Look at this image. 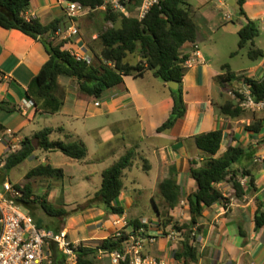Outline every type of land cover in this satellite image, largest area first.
<instances>
[{"label": "crops", "instance_id": "0c3cea01", "mask_svg": "<svg viewBox=\"0 0 264 264\" xmlns=\"http://www.w3.org/2000/svg\"><path fill=\"white\" fill-rule=\"evenodd\" d=\"M214 1L216 0H199L197 7L191 4L195 18L203 16L208 25H214L215 18L211 5ZM228 1L217 0L223 7L230 6ZM244 1L243 8L250 19H264V0ZM47 4H49L48 0H41L40 9L49 7ZM236 5H238L237 0ZM39 11H32L30 8L28 12H25V16L28 19L38 17ZM244 20L247 21L246 18ZM41 21L47 23L43 19ZM196 23L199 28L198 42L186 44L182 48L183 54L190 55V59H194L195 46H198L201 55V59H195L194 66L188 67L183 79L187 113L178 120L173 130L167 133H160L158 129L173 112L174 100L168 84L164 81L158 83L156 80L159 78H156L152 72L154 81L149 83H146L149 72L144 78L125 77L121 85L105 93L101 100L104 101L103 103L94 98L79 97L76 86L72 87L76 85V82L68 77H60L57 94L64 100L63 107L55 114L38 110L34 102L27 97L26 91L43 65L50 60V55L40 40L32 39L19 30H6L0 27V101L19 105V111L13 113L0 110V123L25 138L29 135H25L24 130L38 122L41 117L60 116L63 119L61 124L46 127L54 130L51 135L54 138L52 140H62L68 143L83 141L89 150L88 157L81 161L75 160V163L80 167H88L99 178L102 177L105 169L118 162L130 149H135L136 157L133 165L124 173V190L120 198L122 203L126 199L130 202L133 200L131 191L125 194L127 188L125 176L127 173H135V168L139 172H144L147 180L155 182L150 187V191L159 190V184L170 178L171 168H175L183 192L182 202L188 203V197L197 192V183L190 177V162L196 161L200 165L204 160V155L197 147L194 138L201 133L218 129L225 130L226 138L220 154L224 153L230 145L240 144L244 147L250 158L246 159L242 166H247L252 172L256 188L250 186V177L244 179L243 184L246 186L247 194L243 200H238L233 197L230 184H219L218 187L223 191L224 196L230 198L212 208L206 207L202 215L197 218V225L192 234H195L194 246L198 252V260L192 264H264V228L257 232L255 225L256 211L264 201V131L261 135L243 131L232 124L233 119L221 116L220 107L226 99L219 102L223 89L217 82V77L226 74V71L222 69L223 66L220 69L216 68L214 62L207 58L201 50L204 38L200 25L197 21ZM98 35H95L93 39L98 38ZM81 41L85 45V42ZM256 45L255 40L253 48L262 49ZM84 52L85 57L94 56L87 47ZM256 62L258 64L252 70L260 72L264 68V62L261 59ZM97 103L100 106H96ZM103 117L109 118L110 121L101 123L102 120L99 121V119ZM114 126L117 130L112 128ZM36 132L31 131L33 135ZM90 144L93 152H91ZM55 154L58 153L45 152L37 148L31 155L35 160L33 168L41 164L63 168L64 178L69 179V184H75L77 176L68 174L65 168V165L69 166L71 162L65 165L57 163L53 158ZM105 162L111 163L104 169H100V164ZM135 175L138 177L136 173ZM89 176H93L91 172L85 178ZM140 186L142 191L149 190L143 182ZM64 192L66 195L70 193L66 189ZM124 194L125 198H123ZM147 198L152 201L154 197L148 194ZM180 208H177L175 220ZM126 217L127 211L122 217L112 216L105 224L110 232L114 233L117 229L115 222L119 219L126 220ZM189 217L191 221V216ZM190 221L183 224H189ZM241 225L248 233L246 240L240 235ZM103 226L104 223L99 222L98 228ZM59 227L57 225L46 229L56 232ZM66 231L69 234V231ZM110 232H98V236L92 238L71 239L86 241L88 246L92 247L109 237ZM149 238L145 242L147 254L156 256L168 264L181 263L174 258L180 249L177 242L164 239L161 243L159 241L152 243ZM245 241H247L246 244H244ZM171 249L173 255H171ZM98 261V264H105L102 256L98 255ZM108 264L111 262L109 261Z\"/></svg>", "mask_w": 264, "mask_h": 264}, {"label": "trees", "instance_id": "16d2710c", "mask_svg": "<svg viewBox=\"0 0 264 264\" xmlns=\"http://www.w3.org/2000/svg\"><path fill=\"white\" fill-rule=\"evenodd\" d=\"M74 3H81L90 12L98 11L105 7L103 19L105 23L112 26L102 30L95 39L100 47L99 53H94L91 61L79 59L68 49H64L67 41L54 43V39L61 30L63 20L56 17L52 21L43 23L40 18H26L34 0H0V27L6 30H19L26 36L40 40L48 54V60L42 67L39 74L30 83L26 94L34 102L38 110L48 114H55L61 110L64 100L57 94L59 78L68 77L76 82V91L81 98H94L96 101L103 99L105 93L115 86L124 82L127 76L144 78L146 73L152 72L156 77L168 82H178L180 88L171 90L174 100V109L168 120L158 129L160 133H167L173 130L179 119L187 113V106L184 98L183 79L188 70L186 65L190 55L183 54L182 48L186 44H195L199 39V28L195 21L190 0H159L154 4L147 15L140 18V9L144 0L123 1L122 5L129 13L115 10L111 5H105L103 0H69ZM245 1L237 0L240 6V14L246 18V24L239 30V50H242L254 42L260 35V24L258 20L248 17L243 8ZM248 52V57L257 61L264 58L262 49L253 48ZM238 54L235 51L232 56ZM131 57L138 58L136 63L130 61ZM230 65H224L226 74L219 75L217 82L223 89H226L230 82L237 78V74L230 69ZM245 85L251 90L255 101L264 100V76L259 79L250 77L244 78ZM19 105L0 101V110L8 113L19 111ZM246 110L241 108L232 99H226L220 107L221 116L229 119L239 120L245 116ZM8 128L0 123V133H5ZM246 131L261 135L264 131V120L254 121L246 127ZM54 132L51 128H44L37 131L32 137H25L21 141L22 148L12 153L2 171H0V187L5 182V176L9 171L23 164L36 151L34 143L45 152L61 151L68 158L81 161L88 157V147L83 141L65 142L62 140H51ZM17 135V133H15ZM225 130L218 129L197 135L195 143L204 155V160L190 162V177L196 181L197 192L188 197L189 213L191 221L189 224H182L175 220V213L180 207L183 192L178 181V172L171 168L170 178L159 184V194L164 201V211L160 210V204L153 198L155 212L158 214L160 226L164 229L170 227L180 231L183 242L174 258L182 264H192L198 260V252L194 246V238L191 234L197 225V218L208 207L212 208L223 203L226 198L223 191L218 187L221 183L231 185L232 195L235 199L243 200L247 194L246 186L242 180L251 178L250 186L256 188L255 179L247 166H242L246 159L250 158L248 151L240 144L230 145L226 151L220 154L224 142ZM136 157V150L130 149L118 162L112 164L102 173V181L99 190L95 193V199H99L102 208L112 216H124L126 209L120 203L124 190V173L133 165ZM65 172L63 168H54L51 165H39L26 176L28 181L36 178L63 179ZM18 188H23L25 196L18 201L27 209L34 210L37 206L50 216L59 219L57 231L63 230L62 221L69 216L65 209L54 208L48 200V195L38 196L33 199L34 191L30 182ZM194 196H197L198 203ZM1 219V216H0ZM256 231L264 228V201L259 205L255 215ZM129 227L136 229L147 228L146 224L138 219L128 222ZM41 227V224H39ZM43 228V227H41ZM241 236L246 240L248 233L241 225ZM1 232V228H0ZM125 237L109 236L99 241L95 246L81 247L79 251V264H95L94 260L100 250L113 252L122 248ZM247 241L244 242L246 244ZM51 258L53 264L64 263L63 256L56 245L52 246ZM250 264V263H246Z\"/></svg>", "mask_w": 264, "mask_h": 264}, {"label": "rangeland", "instance_id": "374dc122", "mask_svg": "<svg viewBox=\"0 0 264 264\" xmlns=\"http://www.w3.org/2000/svg\"><path fill=\"white\" fill-rule=\"evenodd\" d=\"M48 2L49 4L47 5L49 7L40 9L41 0H34L30 8L32 9V11H39L40 9L37 15L39 18L43 19V21L46 22L52 21L55 17L58 16L62 18L63 32L61 35H56L54 39L55 44H58L61 41H67V44L64 45V49L72 50V52L80 54L81 56H85V47L89 48L93 52V55L95 51L96 53L100 52V47L96 43L95 39H93V37L95 35L97 36L102 30L112 26L111 23L104 22L103 11L105 10V8L93 12L88 11L87 14H84L83 16L76 19H72L66 15V11L64 8L65 4H63L61 0H48ZM190 3L193 6L197 7L199 4V0H190ZM211 5L215 18L214 25H208L203 16L196 19V21L200 25L201 33L204 38V42L201 44V50L204 52L207 58L211 59L214 62L216 68L220 69L224 65H230V69L235 71L238 75L236 79L229 83L226 89L222 88L223 91L220 96L221 98H219V102H221L225 99L231 98V96L229 95L230 91L244 89L245 77H250L252 79L262 78L264 68L261 69L262 72L261 70L260 72H254L252 70V68L258 64V62L253 61L248 57V52L253 45L252 43L246 45L244 49L239 50L238 45L240 43V38L238 32L241 26L246 24L244 18L240 14V6L235 5L223 7L220 3L217 2V0L212 2ZM114 9L118 10L116 8ZM258 21L260 24V28L262 29L260 35L256 38V47L262 48V50H264V19H260ZM71 24H74L78 29V35L74 37H68V33H66ZM64 37L67 38L65 39ZM81 40L85 42V45ZM235 51H238V54L232 56ZM90 59H92V57ZM130 61L132 63H136L138 61V58L131 57ZM261 61L264 62V59H261ZM148 74L149 76L146 78V83L154 81L151 72H149ZM156 81H158V83H163V81L160 79H157ZM76 85H73L72 87L74 88V86ZM99 102L103 103L104 101L100 100ZM100 120H102L101 123L110 121L109 118L107 119L105 117L99 119V121ZM239 120H243V122H239ZM239 120L233 119L232 124L235 127L238 126L243 131H246V127L252 124L254 121L264 120V111L248 110L246 111L245 116H243V118ZM62 121L63 119L57 115L41 117L38 122L33 123L30 127L24 130L23 133L27 136L29 135V137H32L33 134L31 133V131H39L48 126H55L61 124ZM112 128L114 130H117L115 126ZM17 136L21 141L24 138L19 133L17 134ZM52 139L54 138L51 137V140ZM34 143L36 147L40 149L36 140L34 141ZM90 148L91 152H93V147L91 146V144ZM57 153L58 154L53 155L55 162H60L64 165L68 164V162H71V165H65V168L68 174H74L75 176H77L75 184H69V179L67 178L57 180L40 177L28 181L26 179V175L31 169H33L35 165V160L33 159V157L29 158L23 164L18 165L17 167L9 171L5 176V181L8 180L21 186L30 182L34 191L33 199H36L38 196H44L46 194L48 195L47 198L49 200V203L54 208L65 209L69 213V216L66 219L64 218L62 223L64 229L69 231V238H92L98 236V232H110V230L107 228L108 226H106L105 223L112 218V214L104 211L101 201L94 198L95 192L99 189L102 177H97V174L90 171L88 167L78 166L77 163H75V160L68 158V156L63 152L57 151ZM110 163L111 162H105L103 164H100L99 168L104 169ZM89 172H91L93 176L85 178V176ZM134 172L138 177H136L135 173H127V175L125 176V184L127 187L125 190V194H127L128 191H131L133 193V197L131 199L133 200L130 202V200L128 201V199H126V201H123L124 203L120 201V203L127 211L126 221L129 222L130 220L136 218L142 221L143 224H146L148 226L147 228H145L146 230L144 237L146 238V240L149 238L148 236H154V243L156 241H159V243H161V241H163L164 239H169L168 236L172 233L173 238L169 240L175 241L177 242L178 246H181L184 239L183 234L172 227L168 229L162 228L159 223L158 214L156 212L154 213L153 202L147 198L148 194L153 195V197L156 198L161 206L160 210L164 211V201L161 199L159 190L150 191V187H152V184L155 182L147 180L146 174L141 171L139 172L138 170H136V168ZM142 182L148 186L149 190L142 191L140 189V183ZM65 189L69 190L70 193L66 195V193L64 192ZM226 193L228 192L226 191ZM125 194L123 195V198L126 197ZM229 198L230 197H228L227 200H229ZM180 207L181 208L179 210V213L176 216V221L179 223V225H182L183 223L190 221V214L188 209L189 205L186 202H182ZM23 211H29L35 223H37L38 225L41 224V227L43 228H54L58 225L59 219L57 217L50 216L47 212L42 210V207L40 206H37L36 208H34V210L27 209L25 207ZM99 222H103L104 226L98 228ZM113 234L114 233L111 231L110 236H113ZM191 238H195V234H191ZM98 255L99 253H97L95 257V264L99 263ZM171 255H173L172 249ZM99 256L103 257L105 264L109 263L110 260L108 254Z\"/></svg>", "mask_w": 264, "mask_h": 264}, {"label": "built area", "instance_id": "2783aa9c", "mask_svg": "<svg viewBox=\"0 0 264 264\" xmlns=\"http://www.w3.org/2000/svg\"><path fill=\"white\" fill-rule=\"evenodd\" d=\"M65 4L66 15L76 19L88 13L81 3H74L69 0H61ZM105 5L121 10L129 15L122 2L129 0H103ZM159 0H144L140 9V18L147 15L151 7ZM105 8V7H104ZM59 30L57 35H61ZM68 37L78 35V29L71 24L68 30ZM65 39L67 37H64ZM194 59L186 62L187 67L195 65V59H201L198 46H195ZM72 52V50H70ZM79 59L91 61L89 57L76 54ZM245 84V83H244ZM251 90L245 85L244 89L232 90L229 92L231 98L244 110L264 111V100L255 101ZM96 106H100L99 103ZM12 129L0 133V171L6 165L8 157L22 148L21 140ZM244 180V179H243ZM242 180V182H244ZM25 196L23 188H18L15 183L5 181L0 187V264H53L51 258L52 246L56 245L63 256L62 264H79V251L81 247H90L86 241H74L69 238L66 230L52 231L41 228L35 223L30 212H25L24 205L18 203ZM145 223V222H144ZM117 227L112 237H125L122 248L113 252L100 250L99 255L108 254L111 264H168L158 257L147 254L145 248V228L136 229L129 227L126 220H117ZM169 239L173 238L171 233ZM155 238L150 237L149 241L154 242ZM179 264H182L179 263Z\"/></svg>", "mask_w": 264, "mask_h": 264}, {"label": "water", "instance_id": "95a60500", "mask_svg": "<svg viewBox=\"0 0 264 264\" xmlns=\"http://www.w3.org/2000/svg\"><path fill=\"white\" fill-rule=\"evenodd\" d=\"M228 4L230 6H235L236 5V0H229ZM167 84L171 88V90H177V89L180 88V84L178 82H168ZM194 200H195L196 203H198L197 196H194Z\"/></svg>", "mask_w": 264, "mask_h": 264}]
</instances>
